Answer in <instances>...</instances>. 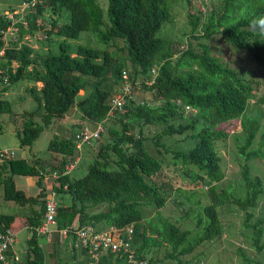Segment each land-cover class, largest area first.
<instances>
[{"label": "trees", "instance_id": "16d2710c", "mask_svg": "<svg viewBox=\"0 0 264 264\" xmlns=\"http://www.w3.org/2000/svg\"><path fill=\"white\" fill-rule=\"evenodd\" d=\"M26 1L29 0H20ZM104 1L105 9L98 0H42L24 15L26 26L16 23L15 40L9 38L5 46L0 34V51L3 50L0 71L8 78V85L1 91H7L10 85L21 80L33 84L27 92L36 109L23 113L28 118L16 134L20 147H31L46 127L64 117L74 105L83 118L94 124L102 123L106 131V137L100 135L98 141L101 137L102 140L96 157L86 174L76 180L63 174L65 167L78 157L73 136H56L49 141L47 149L53 154L54 165L49 173L57 175L53 192L55 195L66 193L71 199L66 206L58 205L57 226L64 228L76 220L80 227L92 225L98 229L133 225V244L138 256L147 257L149 249L164 248L163 259L151 256L149 261L192 264L198 247L223 236L219 209L230 205L243 212L242 227L251 232L252 248L264 253V219L251 222L264 186L261 178L251 175L248 165V161L262 158L264 137L258 148L252 149L260 123L258 118L245 115L255 97V82L223 61L219 49L207 45L215 36H220L228 46L245 52L264 67V31L253 30L264 25L261 22L264 0H219L206 13L188 12L190 33L186 36L196 44L189 42L186 48L158 35L165 23L174 21V0ZM14 10L11 7L9 12ZM45 13L49 14V28L40 22ZM64 13L67 20L61 22ZM11 23L0 13V32ZM85 31L100 32L108 45L105 49L87 45L71 48L69 40ZM39 32L45 34L47 41L52 37L61 38L55 51L37 52L24 41ZM111 46L118 52L111 51ZM127 67L131 70L128 76L132 87L139 85L149 92L151 102H134L130 97L123 106L124 113L109 116L111 86L120 83ZM149 81L152 83L148 84ZM105 82H111L108 88ZM80 91L88 92L79 96ZM78 96L81 98L77 99ZM256 102L264 105V95L257 97ZM185 106L195 109L196 113H186ZM9 111V103L1 95L0 115ZM35 116L41 124L32 121ZM237 119L241 126L237 153L244 158L240 170L242 195L219 189L225 174L215 148L216 141L228 137L216 127ZM130 120L138 123L137 135L132 132ZM144 128H155L157 132L153 136L145 135ZM175 136H182L180 142L188 146L173 148L164 142ZM147 142L154 147V153L148 149ZM169 164L180 166L190 182L205 188L207 203L197 201L195 206L183 209L188 215L197 208L195 229H183L161 213L174 190L183 195L181 188L171 185L168 176L160 177ZM40 173L42 168L32 162L0 157L4 200L29 209L24 224L31 234L24 257L17 264H45L46 261L34 232L42 222L44 201L49 195ZM16 176L38 177L37 195L29 196L18 188ZM185 196L191 202L190 195ZM95 206L103 209L89 211ZM145 206L155 208L152 217H145ZM14 221V215L0 214V231L11 227ZM77 253L84 255L83 251H74L69 257L75 260ZM237 254L243 264H253L240 248ZM111 259L102 260V264H111ZM255 264H264V260Z\"/></svg>", "mask_w": 264, "mask_h": 264}, {"label": "rangeland", "instance_id": "374dc122", "mask_svg": "<svg viewBox=\"0 0 264 264\" xmlns=\"http://www.w3.org/2000/svg\"><path fill=\"white\" fill-rule=\"evenodd\" d=\"M103 9L106 8V2L104 0H98ZM219 0H207V4H204L203 0H189L187 3L186 0H174L172 12L174 13V21L165 23L162 27V30L158 33L159 36H162L167 39H172L176 46L180 48H186L187 44L191 42L193 45L196 44L195 40H189L186 36L190 33V26L188 24L187 13H206L209 11L212 6L217 4ZM23 3V2H22ZM20 0H0V13L5 14L9 12L11 7H14L15 10L19 9L22 6ZM105 21L107 22L106 16H104ZM67 20L66 13L63 14L61 22ZM49 14L45 13L40 22H42L47 28L50 24ZM253 30L264 31V25L260 27H254ZM41 35L44 33L40 32ZM61 38H51L50 41L43 39L42 37L38 38L37 36H31L28 38L29 41L24 40L29 46L37 52H46L48 50L55 51L57 47V41ZM70 47L73 48L77 45H87L92 48L105 49L108 45L107 42L103 41L101 38L100 32H82L80 36L76 39L69 40ZM118 46H122L121 42H117ZM207 45L211 47H216L220 50L221 58L227 64L246 74L248 77H251L255 82V91L254 96L246 110L245 115L252 118H258L260 123V130L254 142L252 149H257L262 137H264V105H261L256 102V98L264 95V67L257 65L252 58L243 52L236 51L232 47L228 46L226 42L220 36H215L212 41H208ZM111 51H117V49L111 46ZM121 56H125L123 52L119 53ZM126 71L129 75L131 73L130 67L126 68ZM140 81V80H139ZM111 82H105L104 86L109 87ZM33 85L28 80H21L9 86V94L5 97V100L9 103L10 111L0 115V146L2 150H7L8 152H13L12 147H16L17 151L20 152L22 148L17 146V141L15 134L17 131H20L24 126V121L26 122L27 118L22 115L23 112L33 111L36 109V103L32 100L31 95L27 92V89ZM38 85V84H37ZM112 95L111 98L117 96L120 92L121 81L118 85H112ZM88 91L79 92V96L87 94ZM77 97V99L81 97ZM131 99L134 102H151V94L146 90H143L136 85L132 87ZM76 108V111L79 113L78 108L74 105L71 107L69 112H72ZM125 109L114 110L112 115H115V112L120 115L124 113ZM69 112L67 114H69ZM66 114V115H67ZM190 114V113H188ZM65 115V116H66ZM111 115V116H112ZM64 116V117H65ZM71 116V115H68ZM189 115H186V117ZM62 117V118H64ZM60 118V119H62ZM58 119V120H60ZM78 117H68L65 121L66 126H63L61 121L55 120L50 126L46 127L40 136L32 144V152H36L40 158L48 156L47 145L53 137H65V133L69 136L72 134L69 126L73 121H78ZM86 120V119H84ZM188 120V117L185 119ZM34 123H40L39 117L35 116L32 118ZM88 122V126H93L91 122ZM130 126L132 132L137 135L139 132L138 123L135 120H130ZM63 126V127H62ZM116 127H119V124H115ZM64 128V129H63ZM66 128V129H65ZM216 129L223 130L228 134V137L224 140H218L215 142V148L218 154L222 159V168L225 174L224 180L218 184L219 189L230 190L234 195H242L243 190L240 188V170L241 165L244 163V158L239 156L237 153V146L241 144V126L240 119L232 120L230 122L222 123L216 127ZM105 128L103 127V136L106 137ZM145 135L153 136L157 129H143ZM101 134V136H102ZM182 136H175L172 138H166L164 142L168 145H171L173 148H184L188 145L186 143L180 142ZM102 140V137L100 141ZM100 141H92L90 144H85L81 147V150L78 151L79 161L76 163L75 168L69 173L72 180L79 179L83 177L86 172L89 164L95 159L98 146ZM191 143V141H190ZM148 149L154 153L155 149L150 142L146 143ZM192 145V143H191ZM23 150H28V147H23ZM262 158L248 161V165L251 170L252 176H257L262 179L264 186V143L262 144ZM180 166L174 167L173 165H167L166 172L160 177L168 176L171 179V185L174 188H181L183 190V195L178 194L175 190L171 198L167 201L165 207L161 210V213L170 219L172 222L177 223L183 229H195V219L197 208L194 207L193 212L186 215L183 209L184 207L195 206V202L199 201L202 204L207 203V198H205L204 193L205 188L201 184L194 185L190 182V179L184 175V173L179 168ZM42 171L43 166H40ZM22 178H19L21 180ZM21 183V182H20ZM31 194V193H29ZM190 197L191 202L186 201V196ZM69 200L70 197L66 193H59L55 195V200L58 202L62 198ZM103 209V206L92 207L89 211H100ZM26 207H20L12 201L4 200L3 198V188L0 186V214L14 215L15 221L11 225L15 232V243L13 248L20 254L21 259L24 257L27 239L30 237V231L23 228L21 225H24L22 217L28 211ZM144 215L146 218L152 217L155 213V208L152 206L143 207ZM254 218L251 222H254L256 219H264V193L259 199L257 208L253 211ZM219 216L223 226V236L220 239L214 240L212 242H206L202 246L198 247L194 253V258L191 260L192 264H243L239 255L237 254L238 248H240L243 253L255 262H262L264 260V253H257L251 246L250 235L251 232L242 227L244 214L236 208H233L230 205H225L219 209ZM264 227V225H263ZM57 244V242H55ZM38 244L43 250V254L46 258L45 264H90L89 259L86 257L80 256L78 253L76 255V261L70 256V251L67 247L62 246L59 250H55L52 253V247L47 251V245L43 237L38 238ZM54 244V243H53ZM54 250V249H53ZM49 252V255H47ZM48 256V257H47ZM147 258L155 257L158 259L164 258V248L158 249H149ZM163 264H169V261H164Z\"/></svg>", "mask_w": 264, "mask_h": 264}, {"label": "built area", "instance_id": "2783aa9c", "mask_svg": "<svg viewBox=\"0 0 264 264\" xmlns=\"http://www.w3.org/2000/svg\"><path fill=\"white\" fill-rule=\"evenodd\" d=\"M42 0H29L22 3L19 9L6 13V18L11 20L10 27L0 32L5 46L8 45V40H15L18 35V27L16 23L21 22L26 26L24 15L37 3ZM207 4V0H203ZM33 36L45 39V34L37 33ZM29 37H26V41ZM29 45V44H28ZM3 50L0 51V56ZM152 75H155V69L152 70ZM153 81V80H152ZM152 81L147 82L151 84ZM8 85V78L0 71V96L6 93L1 89ZM132 95V84L126 71L121 75V88L117 96L110 100L109 116L114 110L123 108L127 98ZM186 113L195 114L196 110L189 106H185ZM103 132L102 123L95 125L94 129L83 127L73 135V141L78 151L85 144H90L92 141H98ZM0 157L3 159H13L14 152L4 150L0 152ZM76 165L74 162L67 165L63 174H69ZM57 175L55 174V178ZM66 188V187H64ZM58 204L55 200V193L52 191L44 201V213L41 224L34 228L37 237H43L45 242L52 244L57 242L59 246H65L73 253L84 252L83 257L89 259L90 264H102V260H107L110 257L111 264H153L147 257H141L136 254L133 244V225L125 227H107L98 229L92 225L80 227L78 221H74L70 226L59 228L56 222ZM15 243V232L12 227L4 228L0 231V264H17L21 261L20 254L13 248ZM159 264V263H158Z\"/></svg>", "mask_w": 264, "mask_h": 264}, {"label": "crops", "instance_id": "0c3cea01", "mask_svg": "<svg viewBox=\"0 0 264 264\" xmlns=\"http://www.w3.org/2000/svg\"><path fill=\"white\" fill-rule=\"evenodd\" d=\"M6 14V13H5ZM10 92H9V89L6 91V93L4 94V97H6L8 94H9ZM25 112H27V111H25ZM25 112H23V113H25ZM23 113H22V115H23ZM68 115H71V116H68ZM24 116V115H23ZM73 116H76V117H78L79 119H78V121H73L72 123H70L71 125L69 126V128L71 129V131H72V134L71 135H67L66 133H65V137H63V138H68V137H70V136H73L79 129H81V128H83V127H88V128H90V129H94L95 128V125L96 124H94V123H92V125L93 126H91V127H89L87 124H88V122L86 121V120H84L85 118H83V116H82V114L80 113V111H79V113L76 111V108H74L73 109V111L72 112H69V114H67L64 118H62V119H60V120H58V121H61V123H63L62 125L63 126H66V124H65V121H66V119L68 118V117H73ZM25 122V121H24ZM90 122V121H89ZM62 126V127H63ZM23 128V127H22ZM64 129V128H63ZM66 129V128H65ZM22 130V129H21ZM20 130V131H21ZM17 132H19V131H17ZM17 132H16V134H17ZM15 134V138H16V141H17V146L19 147V148H22V147H20L19 146V142H18V138H17V135ZM47 148H48V145H47ZM10 149H12L13 150V152H14V158L15 157H17V158H22V159H24V160H26V161H28V162H32V163H34V164H36V166L38 167V168H40V166H43L44 167V169H43V173H40L41 175H43V185H44V187L46 188V191L48 192V194H50L52 191H53V185H54V180H55V173L54 172H51V173H49V170H50V168L51 167H53L54 165L52 164V162H51V160H53V154H51V152H49L48 151V149H47V151H48V156H46V157H44L43 159L42 158H40L39 157V155L36 153V152H32L33 150H32V147H28V150L26 151V150H23V148H22V150L20 151V152H18L17 151V148L16 147H12V148H10ZM2 151H4V150H2V147L0 146V152H2ZM79 161V156L76 158V163ZM19 178H22L21 180H19ZM37 181H38V177H21V176H16L15 177V183H16V186L18 187V188H20V189H22V190H24L26 193H27V195H29V196H36L37 195V193H38V187H37ZM21 182V183H20ZM29 193H31V194H29ZM57 202V201H56ZM70 202H71V199H69V200H67V199H65V197L64 198H62L60 201H58L57 202V204L59 205V204H63L64 206H66V205H68V204H70ZM28 209V208H27ZM26 214L28 215L29 214V210L28 211H26ZM26 216V215H25ZM25 216L24 217H22L21 219H23V223H24V221H25ZM23 228H25V229H27L28 230V228H27V226H25V224L24 225H21ZM29 238V237H28ZM39 238V237H38ZM46 243V242H45ZM46 245H47V251L48 250H50V248H49V245L52 247V246H54V247H52V253L56 250H59V248H58V246H57V244L56 243H52V244H48V243H46ZM54 249V250H53ZM47 255H49V252H48V254ZM48 257V256H47ZM75 261H76V259H75Z\"/></svg>", "mask_w": 264, "mask_h": 264}, {"label": "clouds", "instance_id": "9594fccd", "mask_svg": "<svg viewBox=\"0 0 264 264\" xmlns=\"http://www.w3.org/2000/svg\"><path fill=\"white\" fill-rule=\"evenodd\" d=\"M261 22L264 23V20H262Z\"/></svg>", "mask_w": 264, "mask_h": 264}]
</instances>
